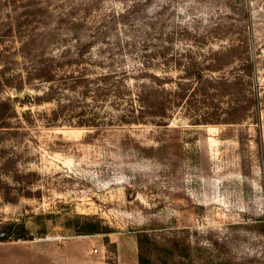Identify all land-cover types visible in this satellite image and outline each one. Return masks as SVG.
<instances>
[{"label":"rangeland","instance_id":"1","mask_svg":"<svg viewBox=\"0 0 264 264\" xmlns=\"http://www.w3.org/2000/svg\"><path fill=\"white\" fill-rule=\"evenodd\" d=\"M0 240L264 264V0H0Z\"/></svg>","mask_w":264,"mask_h":264},{"label":"trees","instance_id":"2","mask_svg":"<svg viewBox=\"0 0 264 264\" xmlns=\"http://www.w3.org/2000/svg\"><path fill=\"white\" fill-rule=\"evenodd\" d=\"M121 16H126L125 14L124 15H121ZM57 40V39H56ZM239 43H242L241 41H238ZM238 42L237 41H234V40H231L230 39V42H229V46H228V48L229 47H233L234 45H237L238 44ZM236 43V44H235ZM228 52V51H227ZM46 53L44 52V54L43 55H41V56H44ZM248 67L249 68H252V63H250V62H248ZM46 81H50V79H46ZM138 98H140V97H138ZM138 101H139V99H138ZM139 103H141L140 101H139ZM141 106V105H140ZM125 122H128V123H136V122H139V119L138 118H132V119H129V120H126ZM0 241H2V240H0Z\"/></svg>","mask_w":264,"mask_h":264},{"label":"built area","instance_id":"3","mask_svg":"<svg viewBox=\"0 0 264 264\" xmlns=\"http://www.w3.org/2000/svg\"><path fill=\"white\" fill-rule=\"evenodd\" d=\"M95 252H97V250H95Z\"/></svg>","mask_w":264,"mask_h":264}]
</instances>
